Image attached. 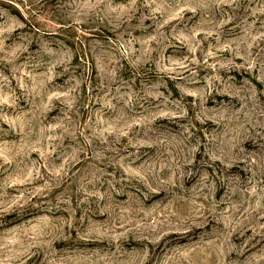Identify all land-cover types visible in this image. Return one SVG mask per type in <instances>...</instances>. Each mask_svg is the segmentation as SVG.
<instances>
[{
	"label": "rangeland",
	"instance_id": "374dc122",
	"mask_svg": "<svg viewBox=\"0 0 264 264\" xmlns=\"http://www.w3.org/2000/svg\"><path fill=\"white\" fill-rule=\"evenodd\" d=\"M0 264H264V0H0Z\"/></svg>",
	"mask_w": 264,
	"mask_h": 264
}]
</instances>
